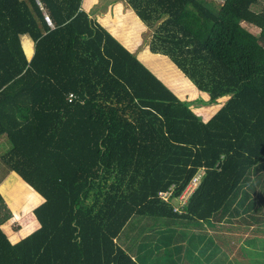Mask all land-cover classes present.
<instances>
[{
  "label": "trees",
  "instance_id": "16d2710c",
  "mask_svg": "<svg viewBox=\"0 0 264 264\" xmlns=\"http://www.w3.org/2000/svg\"><path fill=\"white\" fill-rule=\"evenodd\" d=\"M124 1L152 29L151 52L211 101L228 97L202 121L83 0H0V264H140L115 242L131 217L209 221L260 182L264 0Z\"/></svg>",
  "mask_w": 264,
  "mask_h": 264
},
{
  "label": "rangeland",
  "instance_id": "374dc122",
  "mask_svg": "<svg viewBox=\"0 0 264 264\" xmlns=\"http://www.w3.org/2000/svg\"><path fill=\"white\" fill-rule=\"evenodd\" d=\"M210 1H214L216 5L220 4L219 0ZM263 5V3L257 4L254 7V11H261ZM89 8V10L85 9L88 15L94 16L95 21L111 34H114L115 36L116 34L119 35V37H117L121 39L122 43L128 48V50H131V52L134 50V52L139 55L138 59L143 64L145 62L141 59L140 54L142 56V53L144 52V54H148L153 61L157 60L158 62H161L163 72L172 81H175V78L177 79L182 75L181 77L184 81H181V85L183 86L182 90L187 92L184 95L171 89L149 66L151 68H149V70L151 72L154 71L153 73L156 78H158L164 85L166 84L165 86H168L170 89L167 88L172 93L178 95V99L186 101L190 110L198 115L202 121L210 118L224 104L228 95L224 94L214 101H211L208 93L198 91L192 82L187 79L165 55L154 53L149 50L148 45L152 29L148 28L135 16L132 9L124 0H95ZM132 19L137 20L140 27H134ZM243 27L250 29L254 33L257 32V29H253L246 24L243 25ZM112 30H115L116 34L112 33ZM133 45L136 46L133 48ZM154 54L158 55L157 57H160V59L153 58ZM173 71H176L179 76H176ZM202 93L205 96L202 95ZM6 146L5 137L1 136L0 154L6 150ZM4 174L5 169L0 162V182L5 180L8 176H5L2 180ZM198 175L199 172L181 192L178 197V200H181L180 202L184 201L192 192V189L197 184L199 178ZM256 179L260 180L256 186L251 183L246 184L250 189L248 191L245 190L247 194L246 198L248 199L247 203L249 204L250 209L243 215V218L234 222L235 225L239 226L244 241L238 239L237 234L236 236L235 234H231V236L227 237H212L216 239L220 245L226 244L222 246L223 248L229 246V248L234 249V244H236L239 249H243L241 251H210V264H264V172L261 171L260 174H257ZM4 203L6 204L5 200ZM232 209L239 212L243 208L241 205L240 207L232 206ZM238 216L240 217V213H238ZM128 222L131 223L130 227H126V229L123 230V234L126 236L125 241L127 242V246H132L135 250L143 252L153 251L152 259L150 257H144L143 253H141L140 258L138 259V262L141 264H187L189 259H187V261L185 258L181 260L176 254L177 252L193 251L194 247L197 246L199 251H203V248L207 249L205 251L210 250L209 244H211V238H209L207 240L208 243L202 247L200 244V238L204 236L205 230L203 227L192 230L193 221L181 222L179 220L174 221L148 216H133ZM246 225H248V228ZM136 244L137 246L135 248L134 245ZM167 249L169 251H165ZM232 253H236V257L230 256ZM203 254H201L200 262L198 264H204V257H202ZM230 259H233L232 262H229Z\"/></svg>",
  "mask_w": 264,
  "mask_h": 264
},
{
  "label": "crops",
  "instance_id": "0c3cea01",
  "mask_svg": "<svg viewBox=\"0 0 264 264\" xmlns=\"http://www.w3.org/2000/svg\"><path fill=\"white\" fill-rule=\"evenodd\" d=\"M84 4L85 3H84V0H83L82 8L84 10L85 9L86 10H89L90 8L89 7H85ZM86 13H87V11H86ZM88 17L90 19L95 20V17L94 16H89L88 15ZM112 35H114V34H112ZM115 37H117V36H115ZM117 39L122 43L121 39H119L118 37H117ZM19 40H21V45H23V42L25 44H26V42L31 43V46H32V54L27 58L25 56L24 52H23L26 61H29L30 58H32L33 53H34V42H33V40L31 39V37L28 34H21V36H19ZM135 46L136 45H133V48ZM22 50H23V46H22ZM127 50H128V48H127ZM129 51L131 52V50H129ZM132 52L134 53V55L137 58H139V55H137L134 52V50H132ZM144 64H146V63H144ZM146 66L148 68H150L147 64H146ZM202 95H204V94L202 93ZM176 96H177V98L179 97L178 95H176ZM207 120H203V121H207ZM243 189L244 190H247V191L250 190L248 187H246V188L243 187ZM247 201H248V199L246 198L244 200V203L242 202L243 203L242 204V208L243 209L241 211H239V212L236 211V210H234V209H232V206H236V207H240L241 206V205H238V201L235 200V201H232V203L230 205H226L224 207V209L220 211V213H218L216 216L212 217L209 221H198V222L193 221L192 230H195V228L196 229H199V228H202V227L205 230L204 236H202L200 238V244L202 245V247H204V245L208 243L207 240L209 238H211V244H209L210 245V250L209 251H205L207 249H204L203 248V251H199V248L197 246V247H194L193 251H181V252H177L176 254L178 255V257H180L181 260H183L185 258L186 261H187V259H189V261L187 262V264H198L200 262L201 254H203L205 252L202 255V257H204L203 263L204 264H210V261H211L210 260V257H211L210 251H241L243 248L239 249L238 245H236V244H234V249L229 248V246H226V248H223L222 246L223 245H226V244L220 245V243L216 239H214L212 237H214V236H216L217 238L218 237H227V236H231V234H235V236H236V234H237L238 239H240L241 241H244L243 240V236H242V234H241V232L239 230V226L235 225L234 222H236V220H238V219L243 218L244 217L243 215L245 213H247L248 210L250 209V206L247 203ZM244 204H245V206H244ZM238 213H240V217L238 216ZM130 224H131L130 222H127L124 225L123 229L118 234V237L115 240L116 244L120 248H122L129 256H131L132 259L136 260L137 262H138V259L140 258L141 253H143V256L144 257H150L152 259V255H153L152 252L153 251H145V252H143V251L135 250L132 246L131 247H128L127 246V242L125 241V237L126 236H125V234H123V230H125L126 227H130ZM248 225H249V223H248ZM248 225H246L247 228H248ZM209 236H211V237H209ZM136 246H137V244L134 245L135 248H136ZM165 251H169V250L167 249ZM230 256L236 257V253H232V254H230ZM232 260L233 259H230L229 262L230 261L232 262Z\"/></svg>",
  "mask_w": 264,
  "mask_h": 264
},
{
  "label": "built area",
  "instance_id": "2783aa9c",
  "mask_svg": "<svg viewBox=\"0 0 264 264\" xmlns=\"http://www.w3.org/2000/svg\"><path fill=\"white\" fill-rule=\"evenodd\" d=\"M37 2H38V0H36ZM44 19H45V21L47 22V24L49 25V26H53V24H52V22H51V19H50V17L48 16V14H46V13H44ZM72 96H73V94L72 93H70L69 94V96H68V99L69 100H71L72 99ZM196 187V186H195ZM194 187V188H195ZM193 188V189H194ZM193 189H192V191H193ZM169 195H170V190H168V191H166V192H160L159 193V196H160V198L162 199V200H164V201H166L167 200V198L169 197ZM179 197V196H178ZM178 197H177V200H178ZM187 198V197H186ZM186 200V199H185ZM184 200V201H185ZM179 201V203L180 204H182L184 201H182V202H180L181 200H178Z\"/></svg>",
  "mask_w": 264,
  "mask_h": 264
}]
</instances>
